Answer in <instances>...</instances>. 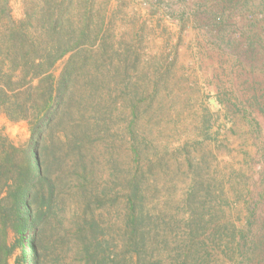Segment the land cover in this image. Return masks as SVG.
Instances as JSON below:
<instances>
[{
    "label": "rangeland",
    "instance_id": "rangeland-1",
    "mask_svg": "<svg viewBox=\"0 0 264 264\" xmlns=\"http://www.w3.org/2000/svg\"><path fill=\"white\" fill-rule=\"evenodd\" d=\"M217 12V0H0V264H21L3 235L5 183L35 142L56 196L40 264H68L80 229L107 264H228V238L264 234V48L250 67L248 21Z\"/></svg>",
    "mask_w": 264,
    "mask_h": 264
},
{
    "label": "trees",
    "instance_id": "trees-1",
    "mask_svg": "<svg viewBox=\"0 0 264 264\" xmlns=\"http://www.w3.org/2000/svg\"><path fill=\"white\" fill-rule=\"evenodd\" d=\"M220 5V12L215 16L221 20L248 21V31L251 32L249 39L246 41L247 48L246 62L253 67L257 61L258 49L264 48V38L261 37L260 28L264 30V0H217ZM245 32L240 30V35ZM264 35V33H263ZM52 99V98H51ZM50 99L49 102H52ZM38 134L36 135V138ZM39 149L37 142L29 149L28 163L24 173L17 182H6L5 187L8 196H12L13 203L2 210L4 219L8 221L10 227L3 230L4 237L9 232L14 233L19 239L21 245V264H40L41 255L38 253L36 244L39 226L43 225V218L50 213L51 204L55 196V188L47 176V171L39 158ZM49 182V183H47ZM10 194V195H9ZM38 197L45 199V207H39L36 204ZM0 198L3 202L6 200ZM256 211V206L250 208V214ZM82 230H78L77 240L80 247L70 246L66 254L71 255L68 264H107L105 258L95 259L93 255H88V249L83 243ZM26 246L30 249L27 250ZM225 248L231 252L228 264H264V234L259 235L251 228L243 230L239 234V239L234 236L224 242ZM5 258L10 254L4 250ZM85 255H84V254Z\"/></svg>",
    "mask_w": 264,
    "mask_h": 264
}]
</instances>
